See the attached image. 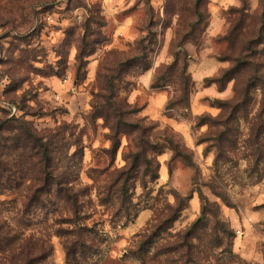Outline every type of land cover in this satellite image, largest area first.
<instances>
[{"label": "rangeland", "instance_id": "rangeland-1", "mask_svg": "<svg viewBox=\"0 0 264 264\" xmlns=\"http://www.w3.org/2000/svg\"><path fill=\"white\" fill-rule=\"evenodd\" d=\"M196 1L0 0V241L15 240L0 243V264L42 246L35 264H264L262 95L244 93L251 67L223 90L212 83L254 44L264 0ZM107 81L136 111L115 145L93 116ZM38 140L76 215L43 195L25 208V196L55 187L37 180ZM131 156L140 165L128 174ZM26 237L33 252L20 248Z\"/></svg>", "mask_w": 264, "mask_h": 264}, {"label": "trees", "instance_id": "trees-1", "mask_svg": "<svg viewBox=\"0 0 264 264\" xmlns=\"http://www.w3.org/2000/svg\"><path fill=\"white\" fill-rule=\"evenodd\" d=\"M202 2V0H197L196 5H199V3ZM242 7H245L246 0H239ZM198 16V24L203 18L202 13H197ZM262 18L264 19V13ZM233 35V30H231L228 35L225 37L227 42L231 41V37ZM255 41L254 44L252 41H249L243 51L238 55L229 56L228 59L231 63L230 67L223 70L221 74L212 80V83L216 84L219 90H223L225 88L226 83L230 82L231 80H235L238 76L241 75L242 71H244L246 68L251 67L252 68V78L249 80L248 84L244 87V93L247 90L251 89H259L262 95V107L264 110V71H263V63L258 60L259 54L257 47H260L264 45V24L261 26V28L258 31V34L256 38L253 40ZM254 45V46H253ZM249 52L251 53L250 56H248ZM85 52L82 50H78V59H82L85 57ZM175 64L179 65L180 70V78L179 84L181 86V89L183 91V94L185 95L188 89V83L185 79V75L187 72V65L186 61L182 60L181 63H179L178 55L176 54L174 57ZM113 81V80H112ZM107 88L105 90V94L100 95L97 97V104L93 106V116L96 118L103 119L109 128L111 138L114 140L113 144L117 142V137L121 134H125V130L123 129L122 123L125 118H128L130 115H134L136 111H125L122 106V101L119 99L118 94L115 92V88L113 84L109 83L107 81L106 83ZM228 106V103H224L223 107ZM4 130V128H0V131ZM143 136V131H140V134L137 135L136 138H141ZM39 146H37L38 151V161L39 164L42 165L43 169L39 172V178H37L38 181H47L51 180L54 181V188H48V189H37L33 192L31 198L25 196V199L28 201V204L25 208H29L31 204H39L41 203V195L45 197H53L57 200H59L63 205L70 208V211L73 215H76L78 204H77V197L76 194L69 188V186L65 187L61 185V183L58 180V177L53 172H48L46 169L50 167V154H49V148L46 144L39 142ZM132 162L130 163V166L128 167L127 173L130 174V172H138L139 168V161L136 156H131ZM146 165H150L151 163L146 160ZM145 165V166H146ZM46 168V169H45ZM147 169V166H146ZM145 170L144 173H147ZM150 173L152 174H144L145 177H149L150 179L155 178V175H153V171ZM150 175V176H148ZM145 182L142 179V183ZM127 180H124L120 184V196L122 198V207H125L128 203V186H127ZM29 190H26V194ZM2 195V194H1ZM30 203V204H29ZM54 207V205H53ZM55 211V210H54ZM73 223V222H72ZM22 225L24 227H28L30 225L29 221L22 222ZM21 246L20 248L25 253L33 252L38 248V245L36 243H33L32 237H26L22 238L20 240ZM0 243H4L5 246H12L15 243V240L11 239H3L0 241ZM19 248V249H20ZM40 256L36 259H27V261L24 264H35L45 261V251H43V246L40 247ZM51 251V249H50ZM28 257V256H27Z\"/></svg>", "mask_w": 264, "mask_h": 264}]
</instances>
